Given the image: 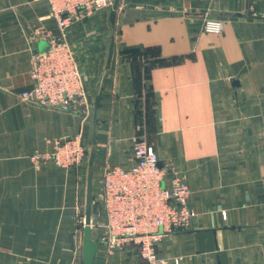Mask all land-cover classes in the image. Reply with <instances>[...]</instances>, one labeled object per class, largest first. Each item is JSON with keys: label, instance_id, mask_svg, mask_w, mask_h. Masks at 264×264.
Listing matches in <instances>:
<instances>
[{"label": "crops", "instance_id": "1", "mask_svg": "<svg viewBox=\"0 0 264 264\" xmlns=\"http://www.w3.org/2000/svg\"><path fill=\"white\" fill-rule=\"evenodd\" d=\"M109 11L66 30L80 115L18 100L40 33L58 29L46 3L0 0V264H81L70 244L83 168L30 161L75 136L94 150L92 192L106 167L132 165L138 137L184 178L196 218L161 240L164 264H264V0H119L114 26ZM205 13L222 34L203 32ZM92 264L143 263L134 246L99 244Z\"/></svg>", "mask_w": 264, "mask_h": 264}, {"label": "built area", "instance_id": "2", "mask_svg": "<svg viewBox=\"0 0 264 264\" xmlns=\"http://www.w3.org/2000/svg\"><path fill=\"white\" fill-rule=\"evenodd\" d=\"M46 3L55 20L58 35L41 33L45 51L31 55L29 77L32 86L20 94L26 104L64 112H83L85 90L66 30L81 13L108 10L114 0H39ZM205 1V0H203ZM206 32L218 34L222 26L209 22ZM86 158L78 138L56 142L49 159L57 166L77 168ZM132 165L106 167L102 173L97 211L104 217L100 242L108 248L136 247L143 264H164L158 254L161 240L187 230L196 214L190 206V191L179 172L159 167L154 148L144 138L133 140Z\"/></svg>", "mask_w": 264, "mask_h": 264}, {"label": "rangeland", "instance_id": "3", "mask_svg": "<svg viewBox=\"0 0 264 264\" xmlns=\"http://www.w3.org/2000/svg\"><path fill=\"white\" fill-rule=\"evenodd\" d=\"M35 1H39V0H35ZM206 1L207 0H205V2ZM110 9H108V10H110ZM202 22H203L202 23V25H203L202 27H203V32L204 33H206V34H215V33H209V32L205 31L206 25L209 22L210 23L211 22H217V23H220L221 26H222V31L220 33H218V34H215V35H220V34L223 33V29H224L223 23L221 21L209 18L208 13H205ZM41 33H40V35H41ZM32 53H31V55H32ZM31 55H30V60H31ZM31 86H32V83H31ZM29 89H27V90H29ZM20 94H18V100L21 103L25 104V105H29V104H26L24 101H22L20 99ZM29 106H33V105H29ZM70 113H72V114H80V115L83 114V112L82 113L70 112ZM73 138H78L80 140V142H81V139H80L79 136H75V137H71V138H67V139H63V140H68V139H73ZM63 140H56L55 142H53V147H52V150L50 152H45V153L35 152L34 154H32L30 156V161L37 168H40L41 165L46 164V163H50L54 167L62 169V170H66V171H71V170H77L78 171L79 168H83L82 169V179L81 178H80V180L77 179L76 204H75V207H74V210H73V223H74V227H75V233H73V235H72L71 244H70L71 253H72L71 262H72V260H74L76 258V261L80 260L81 264H82V241H83V226H84V214H85V195H86L85 181H86L87 174H88L87 162H88V154H89L90 150L88 149L87 146L85 147L82 144V142H81L83 148L86 150V158L79 165V167L71 169V168H67V167H63V166H57L52 160L49 159V156L53 152L56 142L63 141ZM96 187H98V186H95L94 191L92 192V203H91V222H90V227H91V237H92L93 240L96 239L99 235H101L104 232V228L100 224L101 222L99 221L100 214L97 211V205L95 203V200H96V198H98L99 193H100V189L96 188ZM98 189H99V192H98ZM95 217H97V218H95ZM96 235H97V237H95ZM99 244H103V246L106 249H108L104 245V243L100 242ZM127 245L133 246L132 244L128 243L124 247H126ZM115 250L116 249H113L111 251H115ZM117 250H119V249H117Z\"/></svg>", "mask_w": 264, "mask_h": 264}, {"label": "water", "instance_id": "4", "mask_svg": "<svg viewBox=\"0 0 264 264\" xmlns=\"http://www.w3.org/2000/svg\"><path fill=\"white\" fill-rule=\"evenodd\" d=\"M31 1V0H28ZM119 0H114L113 5L109 11V22L111 26L115 24V17L118 8ZM113 43L114 37L113 35L110 37L107 58H106V69L109 67L112 53H113ZM47 47L45 44H40V51H45ZM100 101V95L94 100V113H93V121L96 119V111L98 109ZM93 162H94V150H90L88 154V175L86 179V195H85V214H84V226H83V241H82V264H92L93 259L95 257L96 251L98 249L100 243V236L96 239H92L91 237V203H92V180H93ZM159 167L161 164H158Z\"/></svg>", "mask_w": 264, "mask_h": 264}]
</instances>
